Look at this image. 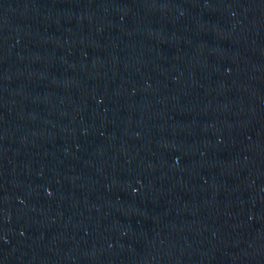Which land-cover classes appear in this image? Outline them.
Instances as JSON below:
<instances>
[{
  "label": "water",
  "instance_id": "water-1",
  "mask_svg": "<svg viewBox=\"0 0 264 264\" xmlns=\"http://www.w3.org/2000/svg\"><path fill=\"white\" fill-rule=\"evenodd\" d=\"M0 264H264V0H0Z\"/></svg>",
  "mask_w": 264,
  "mask_h": 264
}]
</instances>
